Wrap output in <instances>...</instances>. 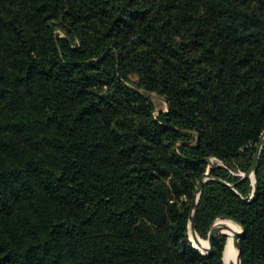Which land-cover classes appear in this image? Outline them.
Instances as JSON below:
<instances>
[{"label":"trees","instance_id":"16d2710c","mask_svg":"<svg viewBox=\"0 0 264 264\" xmlns=\"http://www.w3.org/2000/svg\"><path fill=\"white\" fill-rule=\"evenodd\" d=\"M263 132L264 0H0V264H264Z\"/></svg>","mask_w":264,"mask_h":264},{"label":"water","instance_id":"95a60500","mask_svg":"<svg viewBox=\"0 0 264 264\" xmlns=\"http://www.w3.org/2000/svg\"><path fill=\"white\" fill-rule=\"evenodd\" d=\"M264 146V132L263 135L257 145V153L255 156V160H254V164L251 168V170L249 172H247L243 177H250L253 181V184H256V170L258 167V159L260 157L261 151L263 149ZM211 160V158H209V161ZM213 167V164H211L209 166L208 171H206L200 178V181L198 183V187H197V193L196 196L193 200V206H192V213H191V220H190V228L194 233V237H195V241L197 242L198 245H195L197 248H199L201 246V239L199 238V235L196 231L195 228V222H196V216H197V209H198V204L201 198V194L203 192L204 189V185L205 183L212 178L211 176V169ZM251 173H253L254 175V179L251 176ZM225 183H227L228 185H231V183L224 181ZM223 219H230V218H223ZM233 220V219H230ZM234 221V220H233ZM244 229L242 228V230L240 231H235V238L237 240V244L239 247L238 250V255H237V264H242V259H241V244H240V237L243 234ZM219 234H226L228 236V232L224 231V228L221 225H218L216 223L213 224V226L211 227L209 234H208V242L209 245L207 247H203V249L207 250V253H210L214 250V239L216 236H218ZM224 259V257H223Z\"/></svg>","mask_w":264,"mask_h":264},{"label":"bare ground","instance_id":"6f19581e","mask_svg":"<svg viewBox=\"0 0 264 264\" xmlns=\"http://www.w3.org/2000/svg\"><path fill=\"white\" fill-rule=\"evenodd\" d=\"M251 176L254 179L253 173H251ZM215 223L221 225L224 228V231L228 232L227 243L224 251L225 264H231L233 260H236L237 263V255H238L239 247L237 244V240L235 238V231H238V224L233 220L223 219V218H219L218 220H216ZM201 245H202V240H201Z\"/></svg>","mask_w":264,"mask_h":264},{"label":"rangeland","instance_id":"374dc122","mask_svg":"<svg viewBox=\"0 0 264 264\" xmlns=\"http://www.w3.org/2000/svg\"><path fill=\"white\" fill-rule=\"evenodd\" d=\"M154 102L156 103V106H157V114L160 110H167L168 109V103L166 101V99L164 97H162L161 95L157 94V93H152L151 94ZM218 160L216 158H211V160L209 161L210 165L211 164H214L215 162H217ZM252 168V167H251ZM251 170V169H250ZM235 174L237 175H241V176H244L246 174V172H244L243 170H241L239 167L238 168H235ZM219 219V218H218ZM217 219V220H218ZM238 224V223H237ZM242 230V227L238 224V231ZM190 235H191V238L193 239L194 241V244L195 245H198L197 242L195 241V237H194V233L193 231L191 230L190 228ZM199 235V234H198ZM199 238L202 240V245L199 247V249L204 252V253H207V250L203 249V247H206L208 245V237H202L199 235ZM231 264H237L236 263V260H233L231 262Z\"/></svg>","mask_w":264,"mask_h":264}]
</instances>
